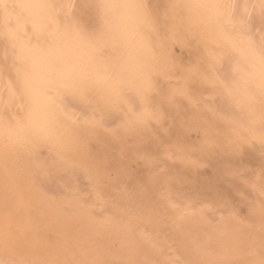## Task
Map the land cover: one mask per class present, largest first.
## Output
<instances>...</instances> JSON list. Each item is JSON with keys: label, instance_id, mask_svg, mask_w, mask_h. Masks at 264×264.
I'll list each match as a JSON object with an SVG mask.
<instances>
[{"label": "snow or ice", "instance_id": "snow-or-ice-1", "mask_svg": "<svg viewBox=\"0 0 264 264\" xmlns=\"http://www.w3.org/2000/svg\"><path fill=\"white\" fill-rule=\"evenodd\" d=\"M0 264H264V0H0Z\"/></svg>", "mask_w": 264, "mask_h": 264}]
</instances>
